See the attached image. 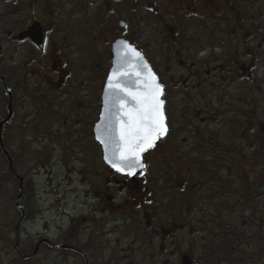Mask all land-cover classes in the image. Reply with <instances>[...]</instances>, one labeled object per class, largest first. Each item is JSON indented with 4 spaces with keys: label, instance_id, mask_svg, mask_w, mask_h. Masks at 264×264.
<instances>
[{
    "label": "rangeland",
    "instance_id": "1",
    "mask_svg": "<svg viewBox=\"0 0 264 264\" xmlns=\"http://www.w3.org/2000/svg\"><path fill=\"white\" fill-rule=\"evenodd\" d=\"M247 1L242 0V3ZM245 4L243 10L257 12L258 25L262 27L252 42L257 49V63L250 76L246 75L250 68L242 71L238 66L223 71L211 70L210 76L201 74L203 69L194 70L193 76L200 75L190 79L191 70H158L167 81L168 103L171 105L173 100H179L189 111L195 112L191 121L193 129L201 132L199 141L202 143L209 134L207 129L213 126L208 122L212 114L206 111L207 104L216 107L220 100L222 115L218 126L223 127L222 134L224 130L233 131L235 127L251 124L259 126L264 122V0H258L257 6ZM32 7L18 5L14 10L20 15L12 18V6L0 3V62L10 76L17 68V52L22 53L28 45L17 43L7 32L24 27L28 20H37L48 28L45 10L49 13L60 9L56 3L36 6L40 8V15L34 16ZM54 24L56 28L51 29L50 35L56 39L59 17ZM89 24L70 23V27H74L73 35L77 37V44L72 46L78 49L82 63L66 68L52 100L37 103L40 107L46 106V110H40L35 118L32 117L36 109L31 108V102L41 99L43 92L29 93V86L24 90L19 86L17 90L16 117L20 131L5 134L4 139L7 151L14 158L15 173L25 179L20 204L27 211V217L18 225L16 233L19 219L15 208L17 183L15 185L14 179L8 183L4 181L7 180L4 173L8 170L0 160V264H179L176 257H170L174 249L170 243L172 239H176L181 251L193 254L196 264H206L204 241L209 235L203 219L206 217L202 212L204 203L190 207V213L187 209L175 211L176 207L171 203H160L156 176L162 168L157 151L153 149L144 155L145 167L132 179L111 177L110 168L101 159V148L93 138L92 126L100 112L101 93L109 70L100 62H107L109 55L104 50L103 39L98 43L91 38L87 29ZM220 38L221 35L217 36L216 42ZM39 88L46 90L43 84ZM242 114H246L245 119ZM172 120L175 123L180 118L173 113ZM179 129L183 131L180 126ZM236 136L238 141L239 134ZM232 137L234 135L230 134L227 141ZM188 138L186 131L177 136L179 141ZM222 141L224 139L220 143ZM182 146L185 149L186 145ZM170 177H165L167 184L171 182ZM231 183L238 187V181L231 180ZM195 193L200 195L202 192L196 189ZM227 200L230 202L227 205L238 201L235 197ZM256 205L258 211L252 226L244 225L249 221L248 214L240 209H226L223 216H226L227 227H238L245 237L242 248L247 252L252 249V254L259 252L253 262L264 264V197H259ZM151 210L153 212L149 213ZM64 211L74 220L71 221ZM154 216L157 217L154 222L161 221V224L150 222V217ZM146 222L151 225L147 226ZM175 223H179V227ZM224 232L227 235V230ZM234 232L230 229L228 234L234 235ZM62 233L61 238L74 240L81 246V256L65 254V259L56 260L57 256L42 251L39 256L23 262L15 256L16 237L19 239L18 250L31 253V243L38 236L57 239ZM248 235L255 238L250 240ZM234 239L235 235L232 243ZM246 259L243 256L241 264H250Z\"/></svg>",
    "mask_w": 264,
    "mask_h": 264
},
{
    "label": "flooded vegetation",
    "instance_id": "2",
    "mask_svg": "<svg viewBox=\"0 0 264 264\" xmlns=\"http://www.w3.org/2000/svg\"><path fill=\"white\" fill-rule=\"evenodd\" d=\"M4 2L10 4L13 10L18 5L29 7L33 5L34 16L40 15V8L36 6L56 3L60 9L49 13L45 10L48 28L37 20H28L24 27L7 32L11 39H15L19 44L28 45V48L22 49V53L17 52L19 57L14 75H8L7 69L4 70L0 62V121L8 114L9 101L5 88L10 90L12 97V116L2 129L3 145H7L5 134L20 131L16 117L18 102L16 93L19 86L22 90L29 86V93H35V90L43 92L40 94L41 99L31 102V108L36 109L32 117L35 118L40 110H46V106L40 107L37 103L52 100L56 94L55 87L62 81L61 75L65 73L66 68L76 67L82 63L78 49H73L72 46L74 43V46L77 44V37L73 35L74 27L73 25L70 27V23L75 21L90 23L87 29L92 35L91 38L98 43L103 39L104 50L109 55L107 62H100L104 68L110 67L111 44L117 39H123L139 50L150 67L155 70L159 83L164 86L162 98L165 102L168 132L157 141L155 147L157 160L162 168L156 176V192L160 203L170 201L171 205L176 207L175 211L187 209L186 212L189 213L190 207L196 208L198 202L204 203L202 212L206 217L203 219L209 235L204 241L206 245L203 253L204 263L231 264L233 261L232 264H241L240 259L246 256L248 260L246 262L255 264L252 259L258 257L259 252L255 251L252 254V249L247 252L242 248V241L245 238L242 232L235 235L234 243L232 238H227L224 230L238 227H227L226 216L223 214L226 209L237 208L248 214L249 221L244 225L253 224L255 213L258 211L256 202L259 197H264V122L260 124L261 128L260 125L252 124L238 126L233 131L224 130L223 135L220 132L223 127L218 126L221 123L218 119L222 115L220 100L216 107L207 104L206 111L212 114L208 122L213 126L207 129L210 130L207 131L209 134L202 143L199 141L201 132L193 129L191 121L195 112L189 111L179 100L172 99L171 105L168 103L167 81L158 70L169 68L191 70V74L188 75L190 79L200 75L197 73L193 76L194 70L203 69L204 72L201 74L210 76L211 70L223 71L238 66L242 71L250 68V72L246 74L250 76L257 63V49L252 42L259 33L258 13L253 11L246 13L243 7L245 3L257 6L258 0H248L245 3H242V0H0L1 4ZM19 15V11L16 10L11 13L12 18ZM58 17L60 21L58 36L54 39L50 34L51 29L56 28L54 22ZM35 23L39 24L37 29L42 32L41 45L28 36L18 38ZM220 35L221 38L216 42L217 36ZM173 79L172 77L171 82ZM217 79L221 80L219 75ZM184 80L182 78V81ZM41 84L45 85V91L39 88ZM173 113L180 118L175 123L172 120ZM245 116L246 114H242L241 117L245 119ZM240 124L242 125L241 122ZM179 126L188 133L187 141L177 140V136L183 132ZM230 134L234 137L227 141ZM223 139V143H220ZM182 145H186L185 149H182ZM0 154L2 157L1 150ZM168 164L169 166H166ZM163 165L166 168L162 167ZM111 172V177L117 176L122 179H132L137 175L129 177L112 170ZM165 177H170L171 182L168 181L167 184ZM231 180L238 181V187L232 184ZM234 188L236 189L233 190ZM196 189L202 193L196 194ZM232 197L238 201L227 205L230 204L227 198ZM151 212L153 210L149 211ZM146 214L148 215V212ZM69 217L71 221L74 220L70 214ZM156 218L150 217V222L153 225L161 224V221L154 222ZM146 225L151 224L146 222ZM174 225L179 227V223ZM240 225L242 227V222ZM62 235L63 233L57 239L38 236L31 243L33 247L31 253L18 250V246L13 247L15 256L22 262L32 260L42 251L57 256L56 260L65 259V254L81 256V246L74 240L61 238ZM247 238L252 240L255 236L248 235ZM175 241L176 239L170 241L174 248L170 257H176L180 263L181 257L188 255L196 264L193 254L181 251L178 242ZM17 242L19 244V239ZM35 250L36 253L32 255Z\"/></svg>",
    "mask_w": 264,
    "mask_h": 264
},
{
    "label": "snow or ice",
    "instance_id": "3",
    "mask_svg": "<svg viewBox=\"0 0 264 264\" xmlns=\"http://www.w3.org/2000/svg\"><path fill=\"white\" fill-rule=\"evenodd\" d=\"M115 51L101 116L104 131L97 139L104 145L105 160L110 166L132 177L145 167L143 154L156 147L168 132L162 99L164 86L127 42Z\"/></svg>",
    "mask_w": 264,
    "mask_h": 264
},
{
    "label": "water",
    "instance_id": "4",
    "mask_svg": "<svg viewBox=\"0 0 264 264\" xmlns=\"http://www.w3.org/2000/svg\"><path fill=\"white\" fill-rule=\"evenodd\" d=\"M39 24L38 23H35L33 24L32 26L29 27L28 31L20 34L18 36L19 39H22L24 36H28L30 37L35 43H37L38 45H41V41H42V32H40L37 28L39 27L38 26ZM122 42H127L126 40H123V39H117L115 40L112 44H111V66L109 68V71L107 73V76L105 78V82H104V86H103V89H102V94H101V108H100V113H99V116H98V119L97 121L94 123L93 125V136H94V139L99 143L100 145V148H101V153H102V160L103 162L108 166L110 167V169H112L113 171H115L111 166L110 164L105 160V148H104V145L100 142V140L97 139V136L98 134L99 135H103V126H104V121H102L101 119V116H102V113L104 112V96H105V88H106V84H107V79H108V76L109 74L112 72L113 68H114V61L116 59V49L120 46V44ZM129 44V42H127ZM131 47H133L134 49H136L133 45L129 44ZM136 51H138L136 49ZM139 52V51H138ZM140 53V52H139ZM142 56V55H141ZM143 57V56H142ZM143 60L144 62H146V60L144 59L143 57ZM147 63V62H146ZM147 65L149 66V64L147 63ZM149 68L152 70V68L149 66ZM152 72L154 73V71L152 70ZM155 74V73H154ZM156 75V74H155ZM5 91H6V94H7V97H8V101H9V105L7 107L8 109V114L7 116L0 121V149L2 150L7 162H8V166H9V169L13 175V177L18 181V196L16 197V200H15V207L17 209V211L20 212V218H19V221H18V225H20L23 220H24V208L18 204V201L20 200L21 196H22V191H23V183H24V179L17 175L13 168H12V161H11V158L8 154V152L5 150V147L2 143V129H3V126L10 120L11 116H12V106H11V102H12V97H11V92L8 88H5ZM98 126H100V130L98 132ZM141 169H138L137 170V173L140 171ZM116 172V171H115ZM118 173V172H117ZM122 174V173H120ZM36 253V250L33 252L32 255H34ZM180 264H194L191 260V258L188 256V255H184L181 257L180 259Z\"/></svg>",
    "mask_w": 264,
    "mask_h": 264
},
{
    "label": "trees",
    "instance_id": "5",
    "mask_svg": "<svg viewBox=\"0 0 264 264\" xmlns=\"http://www.w3.org/2000/svg\"><path fill=\"white\" fill-rule=\"evenodd\" d=\"M261 29H262V27L260 26L259 28H258V31L260 32L261 31ZM99 62H100V60H99ZM5 147L7 148V145H5ZM154 150H156L155 148H154ZM9 153V152H8ZM9 155H10V153H9ZM10 157H11V160H12V167H13V169H14V166L15 165H13L14 164V158L10 155ZM0 160H1V162L3 163V167H4V169H7L8 171H6L5 173H4V179L6 178L7 180H4V181H6L7 183H8V181L9 182H11L12 181V179H14V177H13V175H12V173H11V171H10V169H9V166H8V163H7V161H6V159L4 158V156L2 155V157H1V154H0ZM166 166H169V164L168 165H166ZM162 167H164V168H166L165 167V165H163ZM25 180V179H24ZM14 182H15V185H16V183H17V190L16 191H18V182H16V180L14 179ZM25 182V181H24ZM23 187H24V184H23ZM167 203V202H166ZM168 203H170V201H168ZM25 210V209H24ZM17 225V224H16ZM230 229L231 230H234L235 232H234V235H237L238 233H239V231H238V229H232V228H227V238H232V237H234V235H229L228 234V231H230ZM15 231V230H14ZM16 232V231H15ZM2 238V237H1ZM3 239V238H2ZM4 240V239H3ZM232 263H233V261H232Z\"/></svg>",
    "mask_w": 264,
    "mask_h": 264
},
{
    "label": "bare ground",
    "instance_id": "6",
    "mask_svg": "<svg viewBox=\"0 0 264 264\" xmlns=\"http://www.w3.org/2000/svg\"><path fill=\"white\" fill-rule=\"evenodd\" d=\"M73 171H75L74 169H73ZM25 181V180H24ZM17 196H18V194H17ZM16 196V197H17ZM22 199V196H21V198H20V200ZM16 200V199H15ZM20 200L18 201V204L19 205H21L22 207H24L22 204H20ZM18 236V235H17ZM17 240H18V237H16V240H14V248H16L17 246H18V242H17Z\"/></svg>",
    "mask_w": 264,
    "mask_h": 264
}]
</instances>
